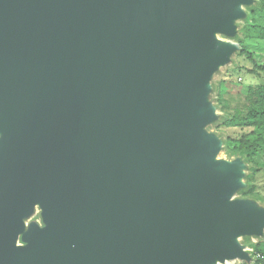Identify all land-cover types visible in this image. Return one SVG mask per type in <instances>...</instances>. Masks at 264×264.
<instances>
[{
  "label": "water",
  "instance_id": "water-1",
  "mask_svg": "<svg viewBox=\"0 0 264 264\" xmlns=\"http://www.w3.org/2000/svg\"><path fill=\"white\" fill-rule=\"evenodd\" d=\"M248 2L0 0V264L249 259L264 211L202 129Z\"/></svg>",
  "mask_w": 264,
  "mask_h": 264
},
{
  "label": "trees",
  "instance_id": "trees-1",
  "mask_svg": "<svg viewBox=\"0 0 264 264\" xmlns=\"http://www.w3.org/2000/svg\"><path fill=\"white\" fill-rule=\"evenodd\" d=\"M250 9L253 13L257 10L264 17V0H257ZM247 28L246 35L250 39L264 42V21H251ZM237 53L251 63L250 68L238 66L239 69H245L246 73L257 77L259 81L245 85L236 93H222L216 84L214 100L224 111V116L216 120L215 127L237 128L242 131L238 137L224 138L225 149L228 151L230 148L237 155H244V161L249 165L250 172L245 175V186L242 184L237 189V193L245 200L251 199L254 203L253 201H258L254 183H259L258 179L264 175V160L258 159L264 151V145L261 144L264 142V137L259 132L264 128V62L258 63L254 59L255 51L249 47L243 46ZM250 245L253 249L252 263L244 261L239 264H264V234L261 239L251 242Z\"/></svg>",
  "mask_w": 264,
  "mask_h": 264
},
{
  "label": "rangeland",
  "instance_id": "rangeland-1",
  "mask_svg": "<svg viewBox=\"0 0 264 264\" xmlns=\"http://www.w3.org/2000/svg\"><path fill=\"white\" fill-rule=\"evenodd\" d=\"M257 0H249L248 3L241 4V13L240 15L236 16L232 19L234 29L231 34H222L217 33L216 36L222 40H230L236 44V48L233 50V52L229 55V58L221 63L216 70L211 74V77L208 81L209 90L207 95L205 96V101L209 104H211L214 107V118L206 123L202 129L205 130L207 133L211 134L212 136H215L217 140L220 142V147L218 148L215 159L221 160V161H233V160H239L242 163V167L240 169L241 171V183L245 186V175L250 172L249 165L244 161V155L240 156L231 151L230 148H228V151L225 149V143L224 138L226 136L231 137H238V135L241 134L242 131H240L237 128H217L216 126V120L221 119L224 116V111H222L215 102V86L219 87L220 92L225 93H236L238 91H241L245 85L249 83H256L259 81V79L253 75H250L245 72V69L241 68L239 69L238 66H245L247 68L251 67V63L244 59L243 56L239 55L237 52L243 47H249L253 51H255L254 59L258 63L264 62V42L260 43L258 41H254L246 35L248 32V26L251 21H264V17L262 13L260 14L257 10L253 13L250 7L254 6L256 4ZM220 81V82H219ZM248 132V131H247ZM263 137H264V128L259 131ZM258 133V132H257ZM249 137H252L250 134H248ZM262 145H264V142H261ZM259 160H264V151L262 153V156L258 158ZM259 178V173L257 174ZM259 183L255 184V190L257 191L256 194L258 196V201H253L254 206L257 210L264 211V175L261 176L258 179ZM238 191V190H237ZM237 191L232 195L231 200L233 199H242L244 198L240 197ZM248 201L252 202L251 199H247ZM30 221H36L40 226L43 225L42 218H41V210L38 205L34 206L32 214L24 219L25 225H27ZM264 234V225L261 231V234L255 235V234H247V235H238L235 239L236 241L242 245L243 249L246 251L247 255L249 256V259H242V258H231L226 259L224 261H215L213 264H239L244 261L248 263H252V255L253 249L251 248L250 243H254L261 239ZM19 243H21L20 240H18Z\"/></svg>",
  "mask_w": 264,
  "mask_h": 264
},
{
  "label": "bare ground",
  "instance_id": "bare-ground-1",
  "mask_svg": "<svg viewBox=\"0 0 264 264\" xmlns=\"http://www.w3.org/2000/svg\"><path fill=\"white\" fill-rule=\"evenodd\" d=\"M216 261H218V260H216Z\"/></svg>",
  "mask_w": 264,
  "mask_h": 264
}]
</instances>
